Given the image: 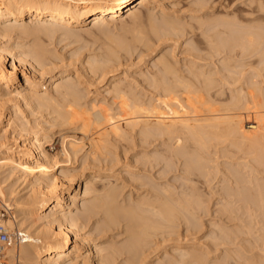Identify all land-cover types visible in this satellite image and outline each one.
<instances>
[{"label": "bare ground", "instance_id": "obj_1", "mask_svg": "<svg viewBox=\"0 0 264 264\" xmlns=\"http://www.w3.org/2000/svg\"><path fill=\"white\" fill-rule=\"evenodd\" d=\"M152 2L154 3L155 0H104L102 2H98L97 0H0V38L5 37L7 35L9 36L15 32H17L19 34L20 33H22V34H34V36L36 35V36L41 38L43 36H48V35L50 36V35H52V33L54 34L55 31L62 29V28L66 29L64 31L69 35L70 33L72 34L74 29H76L78 27L83 29L82 30L83 32L90 33L95 29L102 28L103 26L105 27L109 23H115V24L121 23L122 24L127 20H132L134 23H136L137 21H139L141 19L143 20V18L148 20L147 23L149 22V24H150L149 28H151L154 31V34L156 32V33L161 34V35L162 34L163 35H170V36L175 35V34L178 35L179 32L182 31V29H183L182 24H179L177 22L165 19L167 17H165L161 23H158L157 19H156L157 22L154 20V17L151 15L150 10H149V12L147 11L148 15H147V13H145L148 5ZM197 2H196V4H197ZM199 3L200 2H198V4ZM252 4H253V2H252ZM258 6H261V5H258ZM257 9L259 10L258 7H257ZM262 11H263V6H261L260 11H257V12H262ZM245 12L243 11L242 13H245ZM124 15H125V18H123ZM244 15L245 14H243V16ZM243 16L237 17V18L233 17L234 20L233 19L230 20L227 17L226 18L221 17L218 20H213L211 23V24H213L212 28L207 25L208 27L211 28V29H208V31H207V33L210 31L208 33L209 36H207V37L205 36L206 38L204 37V39H203L202 37L204 35H201L202 41L205 40L204 42L211 49V52L214 53L215 51L218 50L216 53L217 55H219L220 51L226 52V54H224V52H221L225 56H223V58L220 59V60H223V62L220 61L223 63V64L221 63L223 68L220 65V67H221L220 71L217 70V68H216V70L214 69L216 72L213 69L207 70V69H205L204 63H203L204 69L202 68V66L198 67L197 66L198 63L196 62L197 61V59H196L195 63H197V64L195 66H197V68H200V69L195 70L194 67H190L188 65L187 68H189L190 71H188L189 69H186L183 71L181 69L182 68L181 67L180 68L181 71L179 70L180 72L183 71V73L181 74L178 71L179 67L176 68L177 64L175 65V63H177V62H175V63L172 62L173 61L171 59L172 56L170 57V54H168V53L164 54L163 53V56H161L160 59L158 58L156 60L157 62L155 63V67L153 65V67L157 69L156 72H154L152 75L149 73L150 75H148V76H151V78L147 77V81H148L149 85L151 86L153 93L158 92L157 93L159 96L158 98L157 97L153 98V96H152L153 100L151 99V97H150L151 100L148 99L149 101H144L143 99H145V98L140 100L141 98H138L134 94H132V88L130 87L129 84H126V82H124V81H118V82L114 81V83L111 85V90H109V91L111 94H113L116 98L119 99V101H120V107L119 108L121 109L120 110L121 112H124L123 115L125 114L126 116H128L126 118L127 119L126 124L124 123L128 128L134 129L136 126L138 127V125H139L141 134H144L145 136L146 135L150 136L153 139L155 136H157L156 138H158V139L160 138L161 140H162L163 136H164V138L166 136V138H168V139L165 138L167 140V142L169 140V136H172L173 138L170 137V140L172 139L171 140V142H172L173 139H175L173 141L174 144L169 143L170 142V140H169L168 143L165 141L167 144H169L168 146H166L167 144H165V142H162V141H164V139L161 141V143H163L161 145L163 152H164V150H163L164 146L166 149L170 148L168 151L165 149V152L164 153L162 152V153L165 154L167 152L168 154H165V156L167 155L168 159L169 158H176V157H172V155L176 156V154L179 155L180 158L181 157L184 158L185 160L183 159V161H186L185 165L189 168V170L192 167L197 169V170L200 167L203 170V168L201 167L203 165V166H205L204 171H206L205 169L207 167L206 166L207 164L204 165L203 163L206 162V161L204 162V160H208L209 158L205 159L204 156L201 154L202 151L204 154V152H205L204 150L206 148L203 147V150L199 153L198 150L202 149L200 146H208L209 147L210 143L221 141V140L224 142V139H225L226 143H228L230 141L232 143V145H234V148L239 151V153L238 152H232L233 156H234L233 158H236L235 157L236 155L234 153H236V154L238 153L237 154L238 159L246 158L248 156L251 157V158L248 157V158H250L249 160L246 159V161L239 163L242 166V169L239 168V165L237 164L238 163L237 162L235 165H233V167L234 166L235 167L230 172L231 173L230 178L232 180L231 184H233V185L231 186V188L229 187V189H228V196H229L228 198H230V196H231L232 200L227 201L228 203H226L225 205L230 204V207L228 206V208L230 210L229 214L231 215L230 219H231V221H234V222L232 224V227L229 228V230H230L229 237L226 236L227 239H229L226 242L229 244L227 251H228V254L230 255V256H228V255L227 256H228V258L230 257L229 264H264V100H263V102H261V99L260 100L258 99V97L260 96V94L258 95V93H260V92H258L259 91V83L255 84L254 85L255 87H254V86H252L253 83L251 84L250 80H249L248 83H250V84L248 85V87L251 85L252 87H254V90H253V88L251 89V87H249L251 89L250 91H248L249 88L248 89L245 88V90L247 92H245V90H244L245 86H243V89H242V87H239V90L241 88V91L239 92V90H238L236 93H234L235 94L234 96L236 97V94L238 93L237 96H239L240 99L234 100L233 97L231 96L232 97L231 103L233 105L230 104V106H228V107L225 106V104H224L225 107L222 105V103H225V102H223L224 100L223 101L221 100L222 101V103H220L221 108L218 106L219 105L218 103H217L218 105H216L220 109L217 108L216 106H213L216 104L214 102L215 97H214V99H212L210 97L211 95L213 96L214 93H215L214 95L216 97H217V95L218 96L220 95L219 93H222V92H218L217 88H215L218 85V82H217L218 77L220 76L219 79H221L222 81L224 79V81H225L227 75L230 76L229 74H231L230 72H232L230 70L231 69L233 70V68L230 69V67L231 66L234 67V64H235L234 63L233 65H231V60L233 59L232 57H236V56H231L232 52L230 54V51L234 50L233 48H235V47H237V49H238V47L240 49L244 48L241 51L245 50V52H244L245 54L248 53V55H251L250 54L251 51L250 52L248 51L249 46L250 47L253 46L251 43L255 44L259 41V43H257V44H259V47L263 45L264 35H262L263 34L262 32H264V15L258 13L256 15L254 14V15L249 16V18L247 16L246 17H243ZM228 17H230V16H228ZM245 20H246V22L250 21V23L247 22V24H246L244 22ZM141 21H139V22H141ZM255 22H256V24H253ZM206 23L208 24V22H206ZM88 25H89V28H83V26H88ZM152 30H151V33L153 32ZM214 30H215V32H213ZM211 32H212V34H211ZM216 32L221 33L219 38H218L219 34L216 35L217 34ZM233 32H236V33H233ZM205 33H206V31L202 34H205ZM229 33H230V35H229ZM232 33H233V36H232ZM222 34H223V36H222ZM225 34H227V36L229 35L230 37L229 36L227 37ZM255 34H256V36H255ZM257 34L258 35L261 34V36H259L258 38L260 39V37H262L263 39L262 38H261L262 40L257 39L256 38ZM214 35H216L217 38L214 37ZM213 37L216 39H219V41L214 39ZM150 40H152V39H150ZM150 40H149V42H150ZM176 41H177V39H176ZM254 41H255V43H254ZM260 41H261V43H260ZM0 43H1L0 44V90H1L2 87H4V86L9 88L10 82L13 81V77H15L14 75L16 73L17 62H19V64H22V65L25 64V62H24L23 58H21L17 54L13 53L12 62H11V64H9L8 53L13 52V51H10L12 49H9L8 46L3 45L2 42H0ZM198 43L199 42H196V44H197L196 47L198 48V50H201V51L204 50V48L202 47L204 45L201 44L202 45L201 46L200 44L198 45ZM190 46H191V44H190ZM194 46L195 45L193 43V46L188 48V49H192V51H191L192 53H190V55L192 56V59L198 58L199 61H202L204 59L202 57L203 53L200 52L202 54V56H201L200 53H198L197 48H195ZM114 47L118 48L117 46H114ZM125 47L126 46L124 45V49H125ZM201 47H202V49H201ZM256 47L257 46H255V47L253 46L251 48L256 49ZM259 47H257L258 50H259ZM33 48H35V47L33 46ZM112 48L113 47L111 46L110 49H112ZM209 48L207 50H210ZM246 48H248L247 49L248 52L246 51ZM251 48H250V50H251ZM263 48H264V46H263ZM115 49L114 50L112 49L111 52L108 55H106L107 58L105 61L103 59V61L105 62V65L108 62H110L111 60H112V62H114L113 56L115 53H117V52H115ZM188 49H187V52H190V50H188ZM207 50H205V51H207ZM261 50H263V53H264V49H262V47H260L259 52ZM46 52L47 51H45V49H42L40 47L39 48L36 47L35 49L31 50V52H30L31 54L28 53L29 55H32L30 57H32L33 61L30 62L29 66H30V72H32L34 75L35 74L37 75L38 72H40V70L45 68L46 62H48L46 60H47V57L49 56V55L47 56V54H49V53H46ZM213 53L211 56L214 55L213 57H217V56H215V53L214 54ZM240 53H242V52H240ZM257 53L258 52H255L256 55H257ZM260 53L263 54L262 52H260ZM28 54H27V56H29ZM50 54H51V52H50ZM243 54L238 53V55H240V56L245 55V54L244 55ZM187 55H189V53ZM196 55L198 57H196ZM242 56L240 58H242ZM258 56H260V55H258ZM199 57H200V59L201 58L202 59L200 60ZM207 57H210V56H207ZM247 58H249V56ZM256 58H258V57H256ZM210 59H211V57H210ZM244 60H247V59H244ZM244 60H238V61L244 62ZM259 60H262V63H264L263 58L262 59L259 58ZM98 62L99 61H97V65L95 66L96 69L102 68L101 63L99 62V65H98ZM191 62L193 64V60L190 61V63ZM212 62H213V60L211 59L210 63H212ZM232 62H234V60ZM257 62L262 64L261 61H257ZM200 64L202 65V63H200ZM213 64H214V62H213ZM219 64H218V66H219ZM237 64H238V62H237ZM241 64H243V63H241ZM246 64H245V66H246ZM254 64H251V65H253L252 67H254ZM156 65H158V67H156ZM216 65H217V62H215V66ZM238 65H237V67H238ZM249 65H250V62H249ZM263 65L264 64H262L261 68L262 67L264 68ZM103 66H104V63H103ZM206 66L209 67L208 64ZM255 66H256V64H255ZM108 67H110V66H108ZM247 67H248V64H247ZM106 68H107V66H106ZM259 68H260V65H259ZM259 68H257V71L258 70L260 71ZM93 70H94V68H93ZM243 70H245V69H243ZM243 70H241V73ZM246 70H248V69H246ZM185 72H187V73H185ZM246 72L243 71V73H246ZM184 73L186 75L187 74L189 75L190 73L191 74L189 76L188 75L186 76V75H184ZM223 73H225L226 77L223 75ZM239 73H240V71H239ZM241 73L239 75H241ZM243 73H242V75H245ZM253 73L254 72H252V74ZM260 73H262V72H260ZM257 74H259V73H257ZM239 75L236 76V75H233V73H232L231 79H234L236 81L239 77V80H240V77L242 75L241 76H239ZM254 76H256V75H254ZM262 76L264 78V75H262ZM61 77H62V80H61L62 82H58L57 84H55L53 87V90H52L53 92H55L54 95L57 94V97H53L54 95L51 96L49 93H46V92L40 93L38 87H41V85L38 82H36L34 79L32 80L31 77L28 75H25V83H26L25 88H23L22 90L15 89V93L14 92L13 93L16 94V97L15 96L14 97L16 99L20 100L19 102H24L26 105H30L32 102L36 101L39 108H42V109L43 108H47V109L52 108V110H53L52 112L56 113L59 120H61L60 121L61 125H66V126L71 125V126H75V127H77V126L81 127L82 126V128L85 127V129H88L87 125L90 126V124L92 125V123L94 124L95 122L90 121L93 117L90 119L86 118V116H87L86 114H87L88 109L87 110L83 109L85 106L82 107L81 106L82 104L80 105V102H79L80 96H79V93L77 92V89H76L77 84L74 85L75 83H74V81L71 82L72 80H65L64 81V79H66L65 76H61ZM222 77H223V79H222ZM230 77H227V78H230ZM242 77H243V79H245L244 76H242ZM247 77H250V76L248 75ZM259 77H260V75H259ZM231 79H229V80H231ZM253 79H254V77H253ZM239 80H237L236 82H238ZM216 82H217V84H216ZM252 82H255V81L252 80ZM258 82H260V81H258ZM261 82L263 84L262 80H261ZM220 83H222V82L220 81ZM226 83H232V81L226 82ZM245 83H246V81H245ZM245 83H243V84H245ZM233 84L234 83H232L231 85H233ZM236 84L238 87V83H236ZM245 85H247V84H245ZM257 85H258V87H257ZM223 87L221 88L222 90H223ZM263 88H264V86H263ZM213 90H217V91L213 92ZM154 91H156V92H154ZM243 91H244V93H243ZM260 91H261V89H260ZM11 92H12V90H9L6 93L8 95H10ZM229 92H231V91L229 90ZM262 93L263 92H261V94ZM14 94H12V95H14ZM232 94L233 93H231V95ZM12 95H10V96H12ZM224 95H225V93H224ZM205 96L207 98L213 100V102L215 104H212L213 102L211 103L212 100L208 101V102H210L212 104V106L215 108L209 107V105H208V107H203V108H201L203 110H201V109H198L197 107H195L194 102H190L191 99H197L198 98L200 100L201 97H203L202 98V100H203L206 98ZM2 97H3V95H2ZM14 97H13V99H14ZM139 97H141V96H139ZM60 98H61V100H60ZM242 98L245 99L246 101L243 100ZM118 99H116V100H118ZM209 99H206V101ZM241 99L246 102V104H244L243 108L245 109V111H247L249 113V115H247V116H249V118L251 119V122L253 121L252 123H247V125H245V126L243 124V117L240 116L239 114L235 113L237 111H235V112L231 111V109H233V106H235V104H236L235 107L237 108V105H238L237 103L240 104ZM262 99H264V98H262ZM185 100H186V102H185ZM230 100H228V101L226 100V103L229 102ZM61 101H64L65 103H66V101L70 102L69 106L72 105L71 107H74V108H71V107L68 108L69 106L67 107V104H64ZM192 101H194V100H192ZM196 102H197L196 105L198 106V100H195V103ZM200 102H201V100L199 101V103ZM100 103H101V101H100ZM90 105H93L91 107H93L94 111H92V112L89 111L88 114H90V113H91V115L94 114V115H92V116H94V119H93L94 121H98V123L100 122L99 124L102 127H104L106 124H108V125L110 124L107 129H105L103 131L100 130L98 132L99 134H97V135L99 137H103V139L100 140V142L105 141V143H107L106 142V141H108L107 136L111 133L113 134V136H115L114 138H117V137L122 138V136L127 134L125 131V128L121 124L116 123V119L119 120V115H122V114H118V112L117 113L113 112L111 110L112 108H109V106L108 107L105 106L106 104L104 105L103 103L96 105L94 102ZM201 105H203V104L201 103ZM226 105H228V104H226ZM240 108L242 109L241 106H240ZM244 109H242L241 111H244ZM91 110H92V108H91ZM235 110H238V108ZM170 114H172V117L170 116V118H168L169 117L168 115H170ZM91 115H90V117H91ZM14 117L12 118V115H11L10 118L8 119V122L6 123V125L10 126V127H11V125H12V127L14 125V127H13L14 129L20 128L21 130H23L22 127L24 125L22 126V124L20 123L21 122L20 118H18L17 115H15ZM87 117H89V116H87ZM95 118L97 120H95ZM249 118H247V119H249ZM245 119H246V116L244 117V121L247 120V119L246 120ZM86 120H89L90 124H87L88 121L86 122ZM27 124H28V122H27ZM96 124H97V122H96ZM99 124H97L98 127L100 126ZM103 124H105V125L103 126ZM94 126H96V125H94ZM2 131H3V129H2ZM2 131H0V199L2 201H5V202H6V200L7 201L9 200L10 202L13 201L14 206L16 207V211H17L16 214L18 213V215H17L18 217L15 218L16 221L14 220L15 221L14 224L16 225L18 230L23 231L26 235V239L23 242H21L17 246L10 247V249L8 250V254L10 256L9 258H10L11 264H76L77 262H78V264H119L120 263L119 259L122 258L123 255H126V256L123 258V262H121L120 264H147V263H143L142 260L138 258L139 254L141 253L142 248L144 247V246L142 247V245L145 244V242H148L147 239L150 238L151 235L160 233V232H158V229L162 230L161 232L164 233L165 228H167V225H165L164 222L167 221L169 223V221H172V219H174L173 217H175L174 213H176V212L184 213V211L186 212V210H187V212L188 211L191 212L190 210H192L194 205L197 203L195 200L196 203L193 205L192 208L189 209L188 205H190V204H188V203H190L191 200H193V198L196 197V195L194 196L192 194H189L188 197L190 198V195H191L193 198L191 197L190 202L185 204L182 202V201H184V199H185L184 202H187L186 198L184 197L186 195L184 193V192H186L185 189H184L185 191L182 192L185 195L182 196L181 199H178L181 196L176 197V199H178V200H176V199H173L171 197L174 195L173 194L174 192L172 193L170 191L171 189L170 188L168 189L167 186L166 187L162 186L163 188H162V190L160 189V192L159 191H157V192L153 191V192H156V194L154 193L155 195H153V193H151V190H150L151 188H150V189H148V193L145 196H143L141 198L139 197L140 198V199L138 198L139 200L136 198L135 201L138 200L137 203L134 200L132 203V201H131L132 199H131L129 201V202H131V204H129L127 206H122L123 204L121 203L122 205L120 206V204L117 203V197H118L119 193L116 192L115 188H112L111 186H109V188H105L106 186L105 187L103 186V190H102L103 192H101V194L99 193L100 199L99 198L98 199L100 201L98 203H95V201H94L93 204L86 206L87 208L84 210V212L86 213L88 211L87 213L91 214V218L93 216L92 214L101 213L102 215H105V218L104 217H103L104 219L102 218V220H103L102 226L106 227V228L108 227V229H112V228H109V226H111V225L116 226L120 222V219H122L121 218L122 216L124 217L123 218L124 220L127 221V219H129L133 222V224L131 223V221H129L132 225L128 224L130 227L126 230V231L130 232V234H131V235L128 234L130 238H129V240H127V241H129L127 244H124L123 246H118V245L115 246V245L110 244V246H107V247L102 249L103 251H105V254L101 255L97 251L94 250V248H96L97 246L95 245L96 247H94V246L88 245L87 241H86L87 238H85L83 235L80 234V231L82 230V228L84 229V226L86 223L83 221L80 224V222H81L80 220L82 219L81 216L74 215V213L72 212V209H70V206H69V203L75 204L78 201V199H81L83 196L79 192H75L74 194L67 195L66 188L68 185L66 184V182H67L66 178L68 176L66 177V174H64L62 172H61L62 174H60V176L50 174V170H51L50 167L54 165L53 164L50 166L53 156L50 155V153L48 152V150L46 148H43L41 146L42 143L37 142L38 139L37 140L35 139L33 141H29L27 144H24V145H17V147L14 148L13 145L10 146V142L7 143L8 139H11L12 137L6 136L5 134L2 135V133H1ZM5 131H3V132L5 133ZM85 133H86V131H85ZM93 135H95V134H93ZM37 137H39V136H37ZM15 140H16V138H15ZM227 140H229V141L227 142ZM94 141H96V139ZM98 142H99V140L96 143H98ZM76 143L73 142V140L70 143V151L69 152L70 153L72 152L74 154V156H76L78 151L80 150L79 147L82 148L81 145L78 146L79 144L77 145ZM108 143H110V142H108ZM195 143L196 144L198 143L200 145V146H197L198 148L200 147L199 149H196V146H195V149H193ZM100 144L102 145V142ZM100 144L99 145L95 144V146L97 145V147H99ZM213 144L214 145L211 144L212 148L210 147L211 150H213V152H211V150L209 149L210 154L211 153L214 154V152H215L214 150L216 149L214 147V146H216V143H213ZM221 144L223 145L224 143H221ZM229 145H228V147H230ZM208 147H207L206 151L208 150ZM225 147L226 146H224V148ZM232 147H230V148H232ZM99 149H100V147H99ZM220 149H222V148H220ZM229 149H225V150H229ZM97 150H98V148H97ZM218 151L219 150L217 149L216 154L218 153ZM223 152H221V153H223ZM65 153H67V152H65ZM162 153H160V152L157 153V151H156L154 153L155 154L154 158L157 159V157H158V159H159L158 161L164 162V160L167 158L164 155H160ZM224 153H230V155H231L230 151L229 152L225 151ZM224 153H223V155H225V156L229 155V154H224ZM93 154H94V152H93ZM97 154L95 152L94 155H97ZM101 154H102V152H101ZM170 154H172V155H170ZM219 154H220V152H219ZM206 155H208V153ZM65 156H66V154H65ZM71 156L72 155L70 154V157ZM162 156H164V157H162ZM217 156H218V154L216 155V157ZM147 157L148 156H146V158ZM219 157H220V155H219ZM227 157L231 158L232 156H227ZM202 158H204V160ZM220 158H218V159H220ZM148 160H149V158H148ZM170 160L169 161L167 160L168 163L170 162ZM200 160H203V161H201V164L199 163ZM213 160H214V158H213ZM240 160H242V159H240ZM167 161L165 160L164 166H165V163L167 164ZM173 161H174V159H173ZM173 161L171 163H173ZM231 162H233V160ZM56 163L57 162H55V164ZM183 164H184V162H183ZM194 164H195V166H194ZM169 165L170 164H168V166L167 165L166 166L169 167ZM174 165H178V164H174ZM185 165H182V166L185 168ZM170 166L172 167V164ZM210 166H212V165H210ZM218 166H220V165H218ZM208 167H209V165H208ZM233 167L229 166L228 170L230 171V168H233ZM200 168H199V170H200ZM186 169H184V170H186ZM7 170H9V173H7V175H4L5 174L4 171H7ZM189 170L187 169V171H189ZM192 171H194V169H192ZM226 171H227V169H226ZM194 172H197V175L198 174L200 175V173L198 171H194ZM18 173L20 176L19 177L17 176L16 179H18L20 177L22 178V176H25L23 178L30 176V178L32 179V181L30 180L31 181L30 184H28V186H30V189H28V191H25L27 189L22 190L23 193H20L21 188H20V191H18V190H16V187H15L17 184L16 182H18L20 179L16 182L14 181L13 183H8V181H9L8 179L12 175H14V174L17 175ZM161 173H162V171H161ZM192 173H190V174H192ZM202 173L203 172H201V174ZM184 175H185V173H184ZM197 175L195 173V178ZM182 176H183V174H182ZM190 177H192V176H190ZM13 178H15V177H13ZM183 178L185 179V176H183ZM142 179H140V180H142ZM10 180H12V179L10 178ZM26 180H27V178H26ZM188 180H190V179H188ZM108 181H110L109 178H108ZM196 181H195V183L198 182V181L197 182ZM188 182H192V181H188ZM229 182H231V181L229 180ZM18 184H19V182H18ZM144 184H146V183H144ZM190 184L192 185V183H190ZM193 184H194V181H193ZM155 186H157V185H155ZM193 186H195V185H192V187ZM194 188H193V190H194ZM196 188H195V192L194 191H190V192H192L194 194L197 193V196H199L198 190ZM154 189H156V188L153 186V190ZM188 189H191V188L188 187ZM86 190L88 191L87 187L85 188V192H87ZM157 190H159V189H157ZM97 192H99V191H97ZM170 192L172 194H170ZM182 193H181V195H183ZM199 194H200V192H199ZM119 197H121V196L119 195ZM202 197L203 196L201 194V198ZM197 198H199L197 200H199L198 203H200L201 198L200 197H197ZM202 199H204V198H202ZM134 202H135V204H134ZM180 203H182V204L180 205ZM126 204H127V202H126ZM183 204H184L185 208H184ZM186 205H187L188 209H187ZM191 205H192V203H191ZM225 205H224V207H225ZM182 208H184V210ZM48 209H49V211H47ZM194 209L196 210L197 207H194L193 210ZM180 215H182V214H180ZM87 217H89V216L87 215ZM125 218H127V219H125ZM89 220H91V219H89ZM86 221H87V219H86ZM188 221H189V219H188ZM161 222H162V224H161ZM6 223H8V225H10V226L13 225V223H11L9 219H6ZM170 225H171V223H170ZM100 226H101V223H100ZM112 227H114V226H112ZM168 228H170V227H168ZM227 228H225V230ZM105 230H107V229H105ZM126 231H124V232H126ZM163 233H162V236H163ZM220 233H221V231H220ZM159 235H161V234H159ZM214 237H211V238H214ZM77 238H80L79 240H77L78 242L76 241ZM88 239H90V238H88ZM153 240H154V238H153ZM74 242H77L78 244L86 243L88 245L86 248V254L85 255H84V253L81 252V250L79 248L80 246L74 247L75 249H73V250L71 249L73 246L72 243H74ZM86 244H84V245H86ZM215 244H216V241H215ZM221 245H223V244H220V247H221ZM223 247H224V245H223ZM124 249H126V250H124ZM143 250H142V252H143ZM175 250L179 251L178 252V254L180 255V259L178 261L179 264H204L203 263L204 261L202 262V260L205 258L202 254L199 253L197 248H190V247L185 248V247L178 246V247H176ZM217 250H218V248H217ZM103 251H102V253H103ZM126 253H131V256H128ZM174 253H175V251H174ZM225 253H227L226 250H225ZM165 254H167V252ZM227 256H226V258H227ZM177 258H179V257H177ZM79 259H81V260L78 261ZM223 259L225 260V258H223ZM166 261H164V259H162V257H161V260H159V262L157 264H166L165 263ZM222 263L224 264V262H222ZM151 264H155L154 261H152ZM170 264H172V263H170Z\"/></svg>", "mask_w": 264, "mask_h": 264}, {"label": "rangeland", "instance_id": "obj_2", "mask_svg": "<svg viewBox=\"0 0 264 264\" xmlns=\"http://www.w3.org/2000/svg\"><path fill=\"white\" fill-rule=\"evenodd\" d=\"M97 1L102 2L104 0H97ZM197 1L200 3L198 4ZM196 2H197V4H196ZM252 2H253V4H252ZM258 5L263 6L262 12H257V11H260V7H261ZM257 7L259 8V10L257 9ZM149 10L151 12V15L154 17V20L156 21V19H157L158 23H161L163 21V19L165 17H167L165 19H168V20L177 22L179 24H182L183 29H182V31L179 32L180 35L179 34H178L179 36L177 34L171 35V36L170 35H163V34L161 35V34H158L156 32L154 34V31L151 28H149L150 24H149V22L147 23L148 20L143 18V20L141 19L142 21L139 20L141 22L137 21L136 22L137 24L134 23L132 20H127V21H125L126 23L124 22L122 24L121 23H119V24L109 23L105 27L103 26L102 28L95 29L90 33L83 32L82 31L83 29L78 27V28L74 29V31H73L74 33L72 32V34L70 33L68 35L64 31L66 29L62 28V29L55 31L54 34L52 33V35H50V36L48 35V36L41 37L42 39L36 35L34 36V34H22V33L19 34L17 32L12 33L9 36L7 35L5 37L0 38V42H2L3 45L8 46L9 49H12L10 51H13V52L9 51L10 53H8L9 64H11V62H12L13 53L17 54L18 56L23 58V60L26 64V65L25 64L22 65V64H19V62H17L16 73L14 75L15 77H13V81L10 82V84H9L10 89L8 87L4 86V87H2L3 90L2 89L0 90V95H1L0 96V107H1L0 108V110H1L0 111V113H1L0 114L1 115L0 116L1 117L0 118V131H2V129H3V131L6 130L5 133L3 131L1 132L2 135L5 134L6 136L12 137L11 139H8L7 143L10 142V146L13 145L14 148H16L17 145H24V144H27L29 141H33L35 139L36 140L38 139L37 142L42 143L41 146L43 148H46L48 150V152L50 153V155L53 156L50 166L53 164L54 165L50 167L51 168L50 174H54L56 176H60V174H62V173L66 174V177L68 176L66 178V180H67L66 184L68 185L66 188L67 195L74 194L75 192H79L83 196L81 199H78V201L75 204L69 203V206H70V209H72V212L74 213V215L81 216L82 219L80 220L81 221L80 224L83 221L86 223V224L84 223L85 224L84 229L82 228V230L80 231V234L83 235L85 238H87L86 241H87L88 245H91L94 247L97 246L96 248H94V250L97 251L99 254H101V255L105 254V251H103L102 249L107 247V246H110V244L115 245V246H117V245L123 246L124 244H127L129 242L127 240H129V238H130L128 235V234H130V232H128L126 230L130 227L129 225L133 224V222L131 220L125 218V219H127V221H126L123 219L124 217L122 216L121 217L122 219H120V222L117 224L118 226L117 225L116 226L111 225V226H109V228H112V229H108V227L106 228V227L102 226L103 225L102 224V221H103L102 218L103 217L105 218V215H102L101 213H97L98 215L92 214L93 216L91 218V214L87 213L88 212L87 210H86L87 211L86 213L84 212V210L87 208L86 206L93 204L94 201H95V203H98L100 201L99 200L100 199L99 193L101 194V192H103L102 191L103 186L104 187L106 186L105 188H109V186H111L112 188H115L116 192L119 193L118 197H117V203L120 204V206L122 204H123L122 206H127V205L131 204V202H129L131 199H132L131 201L133 203V200L135 201L136 198L138 199L139 197L141 198V197L145 196L148 193V189H150V188H151L150 189L151 193H153V195H155L157 191L160 192V189L162 190L163 187L167 186L168 189L169 188L171 189L170 191L172 193L174 192L173 193L174 195L171 196L173 199H176V197H178V196H181L180 198H178V199H181L182 196H184L186 194L184 197L186 198L187 202H184L185 199H184V201L181 200L185 204L190 202V199L192 196L190 195V198H189L188 197L189 194H192L194 196L196 195V197H194V198L192 197L193 200H191V202L188 203L190 205L192 203V205L191 206L188 205V206L190 209L197 202L194 205V207H197V209L196 210L194 209L195 210L194 211L193 210L194 207H193L192 210H190L191 212H189V211L187 212V210L185 209L186 212L184 211V213H180V212H176L177 214L174 213L175 217H173L174 219H172V221H169V223L167 221L164 222V224L167 225V228H165V232L163 233V232H161L162 230L158 229V232H160V233H157L158 235L157 234L151 235L150 238L147 239L148 242H145L146 245L145 244L142 245V247L144 246L142 248V250L143 249L144 250H143V252L141 250V253L139 254L138 258L141 259L143 263H147V264H151L152 261H154V263L157 264L159 262V260H161V257H162V259H164V261L167 260L165 262L166 264H170V263H172V264L178 263L179 264V262H178L180 259V255L178 254L179 251L175 250V249H176V247L180 246V247H185V248H187V247L188 248L189 247L190 248H197L199 253L202 254L205 258L202 260V262L204 261L203 262L204 264H223L222 262H224V264H229L230 257L228 258V256H230V255L228 254V251H227L229 244L226 241L229 240V239H227V237H229V233H230L229 228L232 227V224L234 221H231V219H230L231 215L229 214L230 210L228 208V206L230 207V204H227V205H225V204L228 203L227 201L232 200L231 196H230V198H228L229 197L228 196V189H229V187L231 188V186L233 185V184H231L232 180L230 178V176H231L230 172H231V170L234 169L235 166L233 167V165H235L237 162H238L237 164L239 165V168L242 169V166L239 163L246 161V159L249 160L251 157L248 156L250 158H248V157L240 158L242 160L244 159L243 161L238 159L237 154L239 153V151L234 148V145H232V143L229 140H227V142L229 141L230 143L229 142L226 143L225 139H224V142L222 140L217 141V142H213V143H216V146H214L216 149L213 147L215 149L214 150L215 155L213 153L210 154V151H209V149L211 150L212 145H214L213 143H210V145L211 144L212 145L211 146L209 145V147L208 146H200L198 143L197 144L195 143L196 145L194 144L193 149H195V146H196V149H199L200 147L202 148L201 150L200 149L198 150L199 153L203 150V147L206 149L208 147V150L206 151V149H205L204 154H203V151L201 152V154L204 156L205 159L209 158L211 161L209 159L204 160V158H202L204 160V162L205 161L207 162V163L206 162L203 163L204 165L207 164L206 165L207 167L205 169L206 171H204L205 166H203V165L201 166L203 168V170L200 167H199L200 170H199V168L197 170V169L193 168L192 166H191L192 168H190V170H189V168L185 165L186 161H183L184 158L181 157L182 158L181 159L180 156L177 154H176V156L175 155L173 156L172 155L173 153H172L170 155H172V157H176V158H169L168 159L167 155L165 156V154H168V153L166 152L165 154H163L165 152L166 148L163 145L164 146V149H163L164 152H163L162 147H161V145L163 143H161V141L164 139V141H162V142H165V141L167 142L166 139H168V138H166V136H165L166 139L163 136L162 140L160 138L159 139L156 138L157 136H155L154 137L155 140H154L150 136H147V135L145 136L144 134H141L139 125H138V127L136 126L134 129L128 128L125 125L127 122L126 118L128 116H126L125 114L123 115L124 112L120 111L121 109L119 108L120 107L119 99L116 98L113 94H111L109 90H111V85L114 83V81L115 82L124 81V82H126V84H129L130 87L132 88V94H134L138 98H141L140 100L145 98V99H143L144 101H149L152 99V96H153V98H156V97L158 98L159 97L157 94L158 92L154 91L156 93H153L152 88L147 81V77L151 78V76H148V75H150V74L152 75L154 72H156L157 69L154 68L155 63L157 62L156 60L158 58L160 59V57L163 56V53L164 54H166V53L170 54V57L172 56L171 57V59L173 60L172 62H174V63L177 62V63H175V65L177 64L176 68L179 67L178 71L179 70L181 71V69L183 71L186 69H189V68H187L188 65L190 67H194L195 70L200 69V68H197V66L198 67L202 66V68L205 66V69H207V70H212V69L216 70V68H217V70L220 71V68H221L220 65L222 66V64H223L222 63L223 60H220V59L223 58V56H225L224 54H226V52L219 50L220 53L218 52L219 55H217L216 54L218 51L217 50L214 52L215 56H217V57H213L214 55L211 56L213 52H211V49L206 45V43L204 42L205 40L202 41V38L204 39L205 36L206 37L209 36L208 33L210 31L208 33H207V31H208V29L212 28V25H213V24H211L212 21L218 20L221 17L222 18L227 17L228 19L232 20L233 17L234 18L242 17L243 14H245L243 17L247 16L248 18H249V16L254 15V14L256 15L258 13L264 15V0H207V1L206 0H155L154 3L152 2L148 5L147 10L145 12V13H147V15H148ZM243 11L244 12L246 11L247 13L246 12L242 13ZM125 15L123 18H125ZM228 16H230V17H228ZM206 22H208V24ZM244 22L246 24H247V22L250 23V21L246 22V20ZM253 24H256V22ZM207 25L210 26L211 28L208 27ZM83 28H89V25L83 26ZM151 30L153 31L152 33H151ZM205 31H206V33L202 34ZM213 32H215V30ZM233 33H236V32H233ZM233 33H232V36H233ZM262 33H263L262 35H264V32H262ZM211 34H212V32H211ZM201 35H204V36L202 37ZM216 35H218V38H219L221 33L219 32ZM216 35H214V37L217 38ZM225 35L227 36V34H225ZM229 35H230V33H229ZM222 36H223V34H222ZM255 36H256V34H255ZM259 36H261V34L260 35L257 34L256 38L259 39L258 38ZM216 38H214V39H216ZM261 38L262 37H260L259 40L263 39V38L262 39ZM150 39H152V40H150ZM176 39H177V41H176ZM149 40H150V42H149ZM216 40L219 41V39H216ZM196 42H199L198 45L203 44L204 46H202V45L201 46L204 48V50H202V51L198 50V48L196 47L197 46ZM193 43L195 45L194 47L197 48L198 53H200V52L203 53V56L200 53V55L204 58L202 61H199L198 58L192 59V56L190 55V53H192L191 52L192 49H188V48L193 46ZM254 43H255V41H254ZM257 43H259V41ZM257 43H255L256 45L253 43H251V44L254 47L255 46L259 47V44H257ZM260 43H261V41H260ZM123 44L126 46L125 49H124ZM190 44H191V46H190ZM33 46L35 48L40 47L42 49H45V51H47L46 53H49V54H47V56L49 55L48 56L49 58L47 57L46 61H48V62H46L45 68L40 70V72H38L37 75L36 74L34 75L32 72H30V66H29L30 62L33 61L32 57H30L32 55H29V54H31L30 53L31 50L35 49V48H33ZM111 46L113 47L112 48L113 50L116 48L114 46L118 47L115 49V52H117V53H115L113 56L114 62H112V60H111L110 62H108L105 65L104 61L107 58L106 55H108L112 50V49H110ZM253 46H251V47H253ZM263 46H264V39H263V45L260 47H262V49H264ZM202 47H201V49H202ZM207 47L210 50H207L208 49ZM251 47L249 46V49L246 48V51H247V49L249 52L251 51L250 52L251 55H248V53H247L248 51L246 52L247 54H245L244 53L245 50L241 51L244 48L240 49L239 47H238L239 50L237 49V47H235L236 49L233 48L234 50L230 51V54L232 52L231 56H236V57H232L233 59L231 58L232 59L231 65H233L234 63L235 64H234V67H232V66L230 67V69L233 68V70L232 69L230 70L232 72H230L231 74H229V75L231 76L233 73V75L238 76L241 73V70L245 69L243 71H245V72L247 71L246 73H243V71H242V73L245 75H242V73H241V75L244 76L245 79H243V77L241 75H239V76H241L240 77L241 81L239 80V77H238L237 80H239V81L236 82L237 80L235 81L234 79H231L232 76L230 77L227 75V77H230V78H227L225 76V73H223V75L226 77L227 80L225 79V81H224V79L222 77V79H223V81H222L221 79H219V77H220L219 76L218 80H217L218 85H217V87H215V88H217L218 92H222V93H219L220 95L219 96L217 95V97L214 95L215 93L213 94V96L212 95L210 96L212 99H214V97H215L214 102L216 104L213 102L212 99H209L206 96H205L206 98L204 97L205 99H203V100H202L203 97L200 98V100H201L200 103H199L200 100L198 98L197 99H191L190 102H194L195 107H197L198 109H201L203 107H208V105H209V107H213V106H216L218 104H219L218 106L221 108L220 103H222V101L224 100L223 102H225V103H222V105L224 106V104H225V106L228 107V106H230V104H232L231 103L232 97L234 100L240 99L239 96H237L238 93L236 94V97L234 96L235 95L234 93H236L239 90V87H242V89H243V86H245L244 90H245V88L248 89L249 87H251V89L253 88V90H254V87H255L254 85L258 84V83H259V91L258 90L257 91L260 92V93H258V95L260 94L258 99L259 100L261 99V102H263L264 99H262V98H264V88H263L264 78L262 75H264L263 74L264 68L263 67L261 68V66L264 63H262V60H259V58L264 59V55H263L264 53H263V50L260 51L263 54H261L259 52L260 47H259V50L257 47H256V49L255 48L253 49ZM250 48H251V50H250ZM187 49L190 50V52H187ZM205 50H207V51H205ZM50 52H51V54H50ZM221 52H224V54ZM240 52H242V53H240ZM255 52H258L259 54L257 53V55H256ZM26 53L27 54L29 53L28 54L29 56H27ZM186 53L187 54L189 53V55H187ZM238 53L239 54L244 53L245 55L244 54H243L244 56L241 55L242 58H240L241 56L238 55ZM197 55H196V57H198ZM258 55H260V56H258ZM207 56L211 57L214 64H213V62L210 63L211 59H210V57H207ZM248 56L250 59L247 58ZM200 57H199V59H200ZM256 57H258V58H256ZM103 59H104V61H103ZM196 59H197V61H196ZM244 59H247V60H244ZM192 60H193V64H192V62L190 63V61H192ZM233 60H234V62H232ZM238 60H244L245 63L243 61L241 62ZM97 61H99L101 63L102 68H99V69L95 68V66L97 65ZM195 61L198 63L197 66H195L197 64V63H195ZM220 61H222V62H220ZM257 61H261L262 64H260ZM99 62H98V65H99ZM102 62L104 63V66H103ZM215 62H217L216 66H215ZM237 62L239 65L237 64ZM249 62H250V65H249ZM200 63H202V65ZM203 63H204V66H203ZM241 63H243L244 65ZM246 63L248 64V67L250 66L249 68L247 67ZM254 63L256 64V66ZM207 64L209 67L206 66ZM218 64H219V66H218ZM245 64H246V66H245ZM251 64H254V67H252L253 65H251ZM153 65H154V67H153ZM237 65L239 68L237 67ZM259 65H260V68H259ZM106 66H107V68H106ZM108 66H110L111 68ZM156 67H158V65H156ZM93 68H94V70H93ZM222 68H223V66H222ZM257 68H259L260 71L259 70L257 71ZM246 69H248V70H246ZM180 71H179V73L182 74L183 71L182 72H180ZM188 71H190V69ZM239 71H240V73H239ZM252 72H254V73L252 74ZM260 72H262V73H260ZM185 73H187V72H185ZM185 73H184V75H186ZM257 73H259V74H257ZM25 75L30 76L32 80L34 79L36 82H38L41 85V87H38L40 93L46 92V93H49L51 96H53L55 94V92L52 91L54 85L57 84L58 82H62L61 76H65L66 79H64V81L65 80H72L71 82L74 81L75 84L74 83L73 84L74 85L77 84L76 89H77V92L79 93V96H80V99H79L80 105L82 104L81 105L82 107H84V106L86 107V108L84 107L83 109H86V110L88 109L86 115L89 117L86 116V118L90 119L93 117L90 121L95 122V123L93 124L91 122L92 123V125H91L90 121L86 120V122L87 121L89 122V123L87 122V124H90V126L86 124L88 129H85V127L82 128V126L81 127L80 126L75 127V126H71V125H67V126L61 125V122H60L61 120H59L56 113L52 112L53 111L52 108L51 109L50 108H48V109L47 108H43V109L39 108L36 101H34L35 103L32 102L30 105H26L24 102H19L20 100L15 98L16 94H14V93H15V89L22 90L23 88H25V86H26ZM246 75L247 76L249 75L250 77H247ZM254 75H256V76H254ZM259 75H260V77H259ZM253 77H254V79H253ZM229 79H231V80H229ZM251 79L253 81H255L256 83L252 82ZM249 80H250L251 84L253 83L252 86H254V87H252L251 85L248 87V85L250 84V83H248ZM261 80L263 81V84H262ZM220 81L222 83H220ZM231 81L236 86L234 84L231 85L232 83H226V82H231ZM245 81H246V83H245ZM258 81H260V82H258ZM217 82H216V84H217ZM236 83H238V87H237ZM243 83H245L247 85H245ZM222 87H223V90L225 92L221 89ZM257 87H258V85H257ZM251 89L249 88L248 91H250ZM260 89H261V91H260ZM6 90L7 91L12 90L10 95H12V94H14V95H12V96L8 95L6 93L7 92ZM217 90H213V92L217 91ZM229 90L231 92H229ZM240 91H241V88H240L239 92ZM245 92H247V91L245 90ZM261 92H263V93L261 94ZM224 93H225V95H224ZM231 93H233V94L231 95ZM243 93H244V91H243ZM2 95H3V97H2ZM139 96H141V97H139ZM13 97H14V99H13ZM53 97H57V94L54 95ZM150 97H151V99H150ZM6 98L7 99L9 98V99L7 100ZM116 99H118V100H116ZM206 99H209V100L206 101ZM242 99L240 101V104L237 103L238 104L237 105L238 110H235V109H237L235 107L236 106V104H235V106H233L234 110L231 109V111L232 112L237 111L235 113H237L243 117V124L245 126V125H247V123H252L253 121L251 122V119L249 118V116H247V115H249V113L247 111H245V109L243 108L244 104H246V102H245L246 100L243 99V100H245V101H243ZM60 100H61V98H60ZM192 100H194V101H192ZM195 100H198V106L196 105L197 102L195 103ZM226 100L227 101L230 100V101L226 103ZM100 101H101V103H100ZM208 101H211V103L213 102L212 104H215V105L212 106V104ZM61 102H63L64 104H67V107L70 104V102H68V101H66V103L64 101H61ZM94 102L96 105H99L102 103L104 105L106 104L105 106H107V107L109 106V108H112L111 110L113 112H115V113L118 112V114L123 115V116L119 115V120L116 119V123L121 124L125 128V131L127 133L124 135L125 137L122 136V138L121 137L120 138L119 137L114 138L115 136H113V134L111 133L112 135L109 134L107 136V139H108V141H106L107 143H105V141L104 142L101 141L102 145L100 144L101 143L100 140H102L103 137H99L97 134H99L98 132L100 130L103 131V130L107 129L110 124L109 125L103 124V126L105 125L104 126L105 128H104L99 124L100 122L98 123V121L93 120L94 116H92V115H94V114H92V115H91V113L88 114L89 111H91V112L94 111L93 107H91L94 104L90 105ZM185 102H186V100H185ZM201 103L203 105H201ZM226 104H228V105H226ZM71 106L72 105H70L68 108H70ZM218 106H216V107L219 108ZM240 106L242 107V109H244V111H241L242 109L240 108ZM71 108H74V107H71ZM91 108H92V110H91ZM213 108H215V107H213ZM201 110H203V109H201ZM11 115H12V118L15 115H17V117L20 118L21 122L20 121L19 122L22 124V126L24 125L22 127L23 130H21L20 128L14 129L13 128L14 125H13V127L11 125L12 128L10 126L6 125V123L8 122V119L10 118ZM90 115H91V117H90ZM168 116H169L168 118H170V116L172 117V114H170ZM245 116H246V119L249 118L250 120L247 119L248 120L247 121L245 119L246 121H244ZM95 120H97V119L95 118ZM27 122H28V124H27ZM96 122H97V124L100 125L99 126L100 128L98 127ZM94 125H96V126H94ZM85 131H86V133H85ZM92 133L95 135H93ZM37 136H39V137H37ZM170 137H172V136H169V140H170ZM15 138H16V140H15ZM93 139L94 140L96 139V141H94ZM72 140L75 143L78 141L76 144L77 145L79 144L78 146L81 145V147H82V148L79 147L80 150L78 151L76 156H74V154L72 152L71 153L69 152L70 151V143ZM98 140H99V142L96 143ZM169 140H168V142H169ZM171 140L169 143L174 144L173 141L175 139H173L172 142H171ZM108 142H110V143H108ZM166 142H165V144L168 143V142L167 143ZM221 143H224V144L222 145ZM95 144H98V145L100 144V146H99L100 149H99V147H97V145L95 146ZM168 145L169 144H167L166 146H168ZM228 145L230 147H232V146L233 147L230 148V147H228ZM197 146H200V147L198 148ZM224 146H226L227 148L226 147L224 148ZM97 148H98V150H97ZM220 148H222V149H220ZM169 149L170 148H168L166 150L168 151ZM217 149L219 151L217 153L218 156L216 157ZM225 149H229V150H225ZM222 150L223 151L225 150L228 152L230 151L231 155H230V153H224L225 151L223 152ZM154 151L155 152L157 151V153L163 152L160 155H164L167 158V159L164 158L166 161L167 160L169 161L170 159L173 161V159H174L173 163H171L172 162L171 160L169 163H168V161H167V164L165 163V166L166 165L168 166V164H170V165L172 164V167L169 165V167L166 166L167 167L166 168L164 166L165 160H164V162L158 161L159 160L158 157H157V159H155L154 158V156H155ZM65 152H67L69 155ZM93 152H94V154H95V152H96V154L97 153L98 154L94 155ZM101 152H102V154H101ZM211 152H213V150H211ZM219 152H220V154H219ZM221 152H223L224 154H229V155L225 156ZM232 152H238L237 154L234 153L236 155L235 157L237 159L233 158L234 156H233ZM207 153H208V155H206ZM65 154H66V156H65ZM70 154L72 155L71 157H70ZM219 155H220V157L222 156L223 158L222 157L220 158ZM146 156H148V157L146 158ZM164 156H162V157H164ZM227 156H232V157L230 158ZM148 158H149V160H148ZM213 158H214V160H213ZM218 158H220V159H218ZM203 160H200V162L199 161L198 162L201 164V161H203ZM232 160H233V162H231ZM55 162H57V163L55 164ZM183 162H184V164H183ZM174 164H178V165H174ZM195 164H194V166H195ZM217 164L220 166H218ZM182 165H185V168ZM208 165H209V167H208ZM210 165H212V166H210ZM229 166L233 167V168H230V171L228 170ZM186 168L189 171H187ZM184 169H186V170H184ZM192 169H194V171H198L200 173V175L198 174L200 177L197 175V172L192 171ZM226 169H227V171H226ZM7 171H4L5 174L4 173L3 174L7 175V173H9V170H7ZM161 171H162V173H161ZM183 172L185 173V175ZM201 172H203V173L201 174ZM190 173H192V174H190ZM195 173L197 175L196 178H195ZM182 174H183V176H185V179L183 178ZM189 175L192 177H190ZM12 176L15 178H13ZM12 176L10 177L12 180H10V178H9L8 183H13L14 181L16 182L20 179L18 181L19 184H18V182H16L17 184L15 186L16 190H18V191H20V188H21L20 193H23L22 190L27 189L25 191H28V189H30V186H28V184H30V182L32 181L30 176L26 177L27 180H26V178H23L25 176H22L23 179L21 177L16 179L17 176L18 177L20 176L19 173L17 175L14 174ZM108 178L110 179V181H108ZM140 179H142V180H140ZM188 179H190V180H188ZM229 180L231 182H229ZM186 181L187 182L192 181V182L187 183ZM193 181H194V184H193ZM195 181L197 183H195ZM144 183H146V184H144ZM190 183H192V185H195L197 188L195 186L192 187V185ZM155 185H157V186H155ZM153 186L156 189L153 190ZM86 187L88 189V191L86 190L87 192H85ZM188 187H190L192 190L188 189ZM194 187L198 190L199 196H197V193L194 194V193L190 192V191L195 192ZM193 188H194V190H193ZM157 189H159V190H157ZM184 189L186 190V192H184L185 191ZM97 191H99V192H97ZM153 191H156V192H153ZM171 192H170V194H172ZM182 192H184L185 194ZM199 192H200V194H199ZM181 193L183 195H181ZM201 194L203 196L202 198H204V199L201 198ZM119 195L121 197H119ZM197 197L201 198L200 203H198L199 200H197V199H199V198H197ZM178 199H176V200H178ZM138 200L135 202L137 203ZM195 200H196V202H195ZM126 202H127V204H126ZM135 202H134V204H135ZM0 203H6L11 207L12 215L10 217H8L7 219H9L11 223H13L12 226L14 228H17L16 225L14 224V222L16 221L15 218L18 217L17 216L18 213L16 214L17 211H16V207L14 206L13 201L10 202L9 200L8 201L6 200V202H5V201H2L0 199ZM181 204L182 203H180V205ZM224 205H225V207H224ZM183 206H184V204H183ZM186 207H187V205H186ZM184 208H185V206H184ZM184 208H182V209L184 210ZM187 209H188V207H187ZM47 211H49V209ZM86 214L89 217H87ZM180 214H182V215H180ZM86 219H87V221H86ZM89 219H91V220H89ZM188 219H189V221H188ZM129 221H131L132 224ZM162 222H161V224H162ZM100 223H101V226H100ZM170 223H171V225H170ZM112 226H114V227H112ZM168 227H170V228H168ZM225 228H227V229L225 230ZM105 229H107V230H105ZM219 230L221 231V233ZM124 231H126V232H124ZM162 233H163V236H162ZM159 234H161V235H159ZM211 237H214V238H211ZM88 238H90V239H88ZM153 238H154V240H153ZM79 239L80 238H77L76 241ZM215 241H216V244H215ZM77 242L72 243L73 246L71 249L73 250V249H75L74 247L80 246L79 248H80L81 252L84 253V255H85L86 254V248L88 245L86 243L78 244ZM84 244H86V245H84ZM220 244H223L224 247H223V245H221V247H220ZM217 248H218V250H217ZM224 249L226 250L227 253H225ZM124 250H126V249H124ZM102 251H103V253H102ZM174 251H175V253H174ZM166 252H167V254H165ZM126 254L128 256H131V253H126ZM125 256L126 255H123V257L119 259L120 263L123 262V258ZM226 256H227V258H226ZM177 257H179V258H177ZM223 258H225V260ZM80 260L81 259H79L78 261H80ZM76 264H78V262Z\"/></svg>", "mask_w": 264, "mask_h": 264}, {"label": "built area", "instance_id": "obj_3", "mask_svg": "<svg viewBox=\"0 0 264 264\" xmlns=\"http://www.w3.org/2000/svg\"><path fill=\"white\" fill-rule=\"evenodd\" d=\"M11 215V207L6 203H0V264H11L8 250L26 239L23 231L6 223V219Z\"/></svg>", "mask_w": 264, "mask_h": 264}]
</instances>
